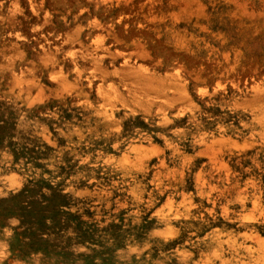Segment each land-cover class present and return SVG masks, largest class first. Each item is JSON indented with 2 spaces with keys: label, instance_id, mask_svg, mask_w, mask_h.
<instances>
[{
  "label": "rangeland",
  "instance_id": "rangeland-1",
  "mask_svg": "<svg viewBox=\"0 0 264 264\" xmlns=\"http://www.w3.org/2000/svg\"><path fill=\"white\" fill-rule=\"evenodd\" d=\"M0 253L264 264V0H0Z\"/></svg>",
  "mask_w": 264,
  "mask_h": 264
},
{
  "label": "clouds",
  "instance_id": "clouds-1",
  "mask_svg": "<svg viewBox=\"0 0 264 264\" xmlns=\"http://www.w3.org/2000/svg\"><path fill=\"white\" fill-rule=\"evenodd\" d=\"M3 256V253H0V257H2Z\"/></svg>",
  "mask_w": 264,
  "mask_h": 264
},
{
  "label": "trees",
  "instance_id": "trees-1",
  "mask_svg": "<svg viewBox=\"0 0 264 264\" xmlns=\"http://www.w3.org/2000/svg\"><path fill=\"white\" fill-rule=\"evenodd\" d=\"M19 195H20V194H19ZM8 214H13V213L10 212V213H8Z\"/></svg>",
  "mask_w": 264,
  "mask_h": 264
}]
</instances>
